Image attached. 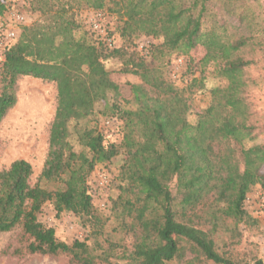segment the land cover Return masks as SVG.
<instances>
[{
  "label": "trees",
  "instance_id": "obj_1",
  "mask_svg": "<svg viewBox=\"0 0 264 264\" xmlns=\"http://www.w3.org/2000/svg\"><path fill=\"white\" fill-rule=\"evenodd\" d=\"M27 3L37 18L21 27L5 53L0 121L16 103L20 77L53 83L58 93L39 182L30 185L32 169L22 160L0 171V234L18 229L26 254L64 256L65 264H264L254 249H239L247 195L256 186L264 192V143H255L264 135V110L256 102L264 88L259 0ZM9 8L0 0V16ZM83 11L115 18L124 44L109 50L100 36L88 38L77 19ZM140 37L161 43L150 44L140 56L134 45ZM198 47L204 56L197 65L214 63L226 85L210 91L208 106L192 124L184 90L167 79L164 69L173 54L194 63L190 53ZM110 59L121 62L120 73L140 80L130 87L129 108L114 103L102 113L120 122L119 145L106 144L95 129L77 126L97 103L106 102L109 92H118L104 66ZM122 150L128 156L119 178L126 184L112 201L116 228L108 236L88 178L96 164L110 162ZM47 203L57 215L79 217L94 242L58 241L54 230L38 221Z\"/></svg>",
  "mask_w": 264,
  "mask_h": 264
},
{
  "label": "rangeland",
  "instance_id": "obj_2",
  "mask_svg": "<svg viewBox=\"0 0 264 264\" xmlns=\"http://www.w3.org/2000/svg\"><path fill=\"white\" fill-rule=\"evenodd\" d=\"M5 1L10 4L7 12L23 14L28 24L37 18L36 14H31L27 10V0ZM259 3L264 16V0H259ZM94 13V11H83L77 15L83 30L92 40L97 36L89 30L87 22ZM104 16L107 24V35L111 34L110 38H112L116 48L122 46L125 41L116 33L118 26L116 19L105 13ZM160 43L161 40L158 39L140 37L134 42V45L139 55L143 56L150 44ZM203 56L204 50L201 47L190 53V59L194 62L192 64L189 63L191 61L189 57L173 54L164 69L167 79L176 88L184 90L190 104L187 119L192 124L195 123L197 114L208 106L210 91L226 85V81L217 76V67L214 63H209L206 66L197 65ZM179 58L182 62H178ZM146 59L148 60V58ZM104 66L109 71L111 80L118 87V92H109L106 102L97 103L93 114L78 122L77 126L78 128L95 129L102 133L106 144L119 145L122 137L120 122H117L115 118L104 116L102 113L114 103L129 108L130 105L127 103L131 99L130 87L140 84V80L136 76L120 73L121 62L118 59L106 60ZM193 80H196L194 86L192 85ZM15 93V105L8 110L0 121V171L7 169L15 161H25L31 166L30 185H34L39 182L40 173L47 158L49 128L54 117L58 92L53 83L30 77H20L15 84ZM256 95V102L264 110V88ZM71 129L73 131V128ZM75 139L73 135L71 142L75 150L78 151L80 147ZM255 143H264V135L259 137ZM252 144L253 142H249L246 146L249 147ZM127 156L128 153L122 150L110 162L96 164L88 178V188L93 206L103 218L107 219L105 233L108 236L116 228V222L111 216L110 209L112 201L116 199L119 193V187L126 184L120 180L119 171ZM260 172L264 174V167L261 168ZM40 184L44 185V182L41 181ZM52 186L46 187L52 189ZM244 208L246 218L239 227L241 234L239 249H254L258 259L264 262V192L259 186L252 188L248 193ZM38 221L43 226L52 228L57 240L65 244L79 241L90 246L94 242L90 236L89 227L83 226L79 217L66 212L57 215L49 203L42 207L38 214ZM20 233L18 229H14L8 233L0 234V264L66 263L67 258L64 256L50 258L26 254L23 249L25 244L21 241ZM117 237H121V235ZM130 242L131 239L126 238L127 245Z\"/></svg>",
  "mask_w": 264,
  "mask_h": 264
},
{
  "label": "built area",
  "instance_id": "obj_3",
  "mask_svg": "<svg viewBox=\"0 0 264 264\" xmlns=\"http://www.w3.org/2000/svg\"><path fill=\"white\" fill-rule=\"evenodd\" d=\"M27 24L26 17L21 13L7 12L0 16V67L4 61L6 51L16 41L21 27ZM89 30L101 37L106 48L114 49L112 38L107 35V24L104 13L95 12L87 22ZM178 62H182L179 58Z\"/></svg>",
  "mask_w": 264,
  "mask_h": 264
}]
</instances>
